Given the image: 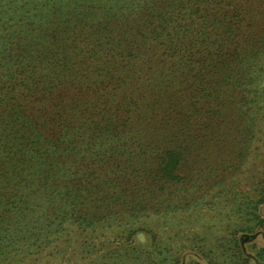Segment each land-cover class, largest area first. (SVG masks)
<instances>
[{"label":"trees","instance_id":"obj_1","mask_svg":"<svg viewBox=\"0 0 264 264\" xmlns=\"http://www.w3.org/2000/svg\"><path fill=\"white\" fill-rule=\"evenodd\" d=\"M261 77L264 0H0V251L101 218L107 264H186L158 229L201 202L228 114L255 139ZM260 186L248 231L264 227V172ZM232 237L228 264H264Z\"/></svg>","mask_w":264,"mask_h":264},{"label":"rangeland","instance_id":"obj_2","mask_svg":"<svg viewBox=\"0 0 264 264\" xmlns=\"http://www.w3.org/2000/svg\"><path fill=\"white\" fill-rule=\"evenodd\" d=\"M261 78L263 81L256 93L262 98L258 101L259 105L248 113L257 118L255 139L246 142L242 134L246 119L243 120L241 116L235 119L232 114H228L227 120L231 123L229 130L226 131L225 128L215 144L209 143V151L202 157L204 176L198 188L199 194L203 195L201 202L196 210L178 213L171 223L158 229V237L163 245L185 253L186 264H191V260L207 264L197 254L199 249L205 254L212 253L216 264H228L229 259L225 255L228 247L224 248L222 245L227 240H232L235 230L247 236L244 243L248 253H252L254 244L264 247V227L256 226L254 231L245 230L251 217L246 212L249 213L254 207L253 201L257 200L264 172V77ZM202 134L203 139H207L205 131ZM217 146L221 154L215 152L219 150ZM241 147L246 149L243 159L239 156ZM197 169L195 166L192 169L193 178L197 177ZM194 189L190 188L189 192L195 191ZM54 206L50 205L47 210L54 212ZM261 209H264V204L259 205L260 212ZM85 212L86 210L79 213L84 215ZM111 215L115 216V212ZM262 216L264 217V212ZM100 219H93V225L87 227L81 224V219L73 217L63 221L61 227L57 228L58 231L56 224L50 229L33 230L29 244L33 239H38L37 245L26 248L10 245L3 248L0 251V264H107L106 250L116 241L114 238L106 240ZM104 219L107 220L108 217ZM138 242L147 247L152 244L150 237L145 234H140ZM227 244L230 245L231 242Z\"/></svg>","mask_w":264,"mask_h":264}]
</instances>
